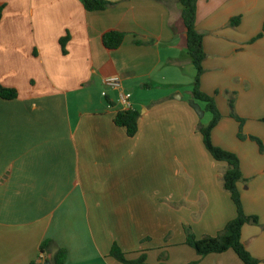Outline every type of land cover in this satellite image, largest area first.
I'll return each mask as SVG.
<instances>
[{
	"label": "crops",
	"instance_id": "crops-1",
	"mask_svg": "<svg viewBox=\"0 0 264 264\" xmlns=\"http://www.w3.org/2000/svg\"><path fill=\"white\" fill-rule=\"evenodd\" d=\"M105 1L115 6L0 0V85L18 92L0 99V264H55L59 250L65 264H122L110 255L114 244L145 264H243L233 251L200 259L186 246L185 226L198 239L215 237L237 210L222 188L227 165L207 151L190 106L196 70L179 0ZM263 26L264 0H198L201 89L223 116L212 140L240 158L244 210L259 218L242 241L260 264L264 153L249 138L264 145ZM111 32L126 36L118 50L103 45ZM113 78L122 91L106 85ZM121 92L143 109L133 139L114 124L125 111ZM232 97L236 114L254 123L246 141Z\"/></svg>",
	"mask_w": 264,
	"mask_h": 264
},
{
	"label": "trees",
	"instance_id": "trees-1",
	"mask_svg": "<svg viewBox=\"0 0 264 264\" xmlns=\"http://www.w3.org/2000/svg\"><path fill=\"white\" fill-rule=\"evenodd\" d=\"M179 3L182 7L181 16L186 29L188 55L196 70L192 98L196 102L204 104L205 112L212 115L211 122L207 126L199 125L198 132L203 136L204 145L213 159L217 162L226 163L227 170L222 178V188L230 194L237 210V217L229 222L225 229L215 237L205 236L198 239L192 227L185 226L186 246L193 249L200 259L210 255H220L228 251H233L243 264H260L259 260L252 256L242 241L243 228L248 224L258 225L259 218L248 216L244 210L241 192L238 188V184L244 181L240 158L233 152L215 146L212 140L213 131L218 127L223 116L217 106L215 98L203 92L201 89V81L205 73L204 62L206 60V53L204 49V36L197 29L198 0H179ZM114 6L115 4L105 0H84V7L88 12L105 11ZM3 14L4 7H0V24ZM239 24L240 18L231 21L232 27H237ZM263 37L264 26L257 40ZM125 38L126 36L123 33L111 32L103 37V45L108 50H118L124 44ZM67 42L68 38L63 39L61 41L62 46L64 47ZM17 98L18 92L16 90L8 89L0 85V99L13 101ZM229 106L231 117L240 124L238 138L240 141H246L247 137L242 132L245 121L236 114L235 99L233 97L230 98ZM140 117V113L133 109L125 110L117 114L114 119V124L119 128L126 129L128 137L133 139L139 132ZM249 139L257 143L261 153H264V145L260 139L256 137H250ZM52 244V241L43 243L41 253L46 254ZM110 255L122 264L146 263L145 257L136 261L128 260L125 253L117 244H114L112 247ZM53 261L55 264H65L67 261V252L65 250H59L53 258Z\"/></svg>",
	"mask_w": 264,
	"mask_h": 264
},
{
	"label": "built area",
	"instance_id": "built-area-1",
	"mask_svg": "<svg viewBox=\"0 0 264 264\" xmlns=\"http://www.w3.org/2000/svg\"><path fill=\"white\" fill-rule=\"evenodd\" d=\"M106 85L110 88L119 89L122 91V85L120 83V80L117 78L107 80ZM120 98H121V102L125 106V110H132V105H131L132 96L130 94H125L124 92H121Z\"/></svg>",
	"mask_w": 264,
	"mask_h": 264
},
{
	"label": "rangeland",
	"instance_id": "rangeland-1",
	"mask_svg": "<svg viewBox=\"0 0 264 264\" xmlns=\"http://www.w3.org/2000/svg\"><path fill=\"white\" fill-rule=\"evenodd\" d=\"M187 88V89H186ZM183 87V91L185 92V94H186V96H188L189 94L187 93V92H189V89H188V87ZM113 89V88H112ZM117 91H119V89H116ZM190 90H192V89H190ZM168 94H170V95H172L173 94V91H168L167 92ZM126 94V93H125ZM140 111H139V113H140V116H141V114L143 113V109H139ZM231 111V110H230ZM230 116H231V114H230ZM200 118V117H199ZM232 118V117H231ZM212 119V115L211 114H209V113H207L206 114V116H204V118H202L201 120V124L202 125H205V126H207L210 122V120ZM233 119V118H232ZM235 120V119H234ZM236 121V120H235ZM245 121V124H244V126H243V130H242V132H243V134L245 133V131H244V129L246 128V125H252V124H254L253 122H246V120H244ZM237 122V121H236ZM238 123V122H237ZM238 125H239V129H240V124L238 123ZM238 134H239V130H238ZM244 136H246L245 134H244ZM247 137V136H246Z\"/></svg>",
	"mask_w": 264,
	"mask_h": 264
},
{
	"label": "water",
	"instance_id": "water-1",
	"mask_svg": "<svg viewBox=\"0 0 264 264\" xmlns=\"http://www.w3.org/2000/svg\"><path fill=\"white\" fill-rule=\"evenodd\" d=\"M190 106H191V108H193L195 110V112L197 113V115L201 119L204 118L205 112L202 110V108L200 107V105L195 100H191L190 101Z\"/></svg>",
	"mask_w": 264,
	"mask_h": 264
}]
</instances>
